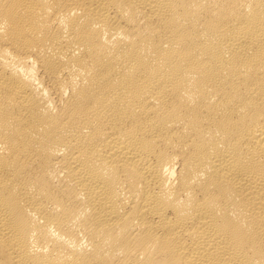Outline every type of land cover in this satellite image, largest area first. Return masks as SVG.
Returning a JSON list of instances; mask_svg holds the SVG:
<instances>
[{"label":"bare ground","instance_id":"obj_1","mask_svg":"<svg viewBox=\"0 0 264 264\" xmlns=\"http://www.w3.org/2000/svg\"><path fill=\"white\" fill-rule=\"evenodd\" d=\"M0 264H264V0H0Z\"/></svg>","mask_w":264,"mask_h":264}]
</instances>
